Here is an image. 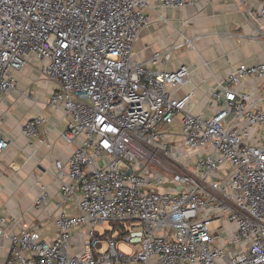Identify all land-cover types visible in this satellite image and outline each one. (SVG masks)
Masks as SVG:
<instances>
[{"label":"built area","instance_id":"built-area-1","mask_svg":"<svg viewBox=\"0 0 264 264\" xmlns=\"http://www.w3.org/2000/svg\"><path fill=\"white\" fill-rule=\"evenodd\" d=\"M197 1L0 0V97L34 65L51 84L48 105L67 119L61 138L76 144L54 161L55 238L18 221L5 264H264V63L239 64L205 118L191 91L168 90L188 69L154 67L170 51L133 58L152 12ZM246 80L258 92L240 88ZM43 121H26L23 135L35 139ZM11 143L0 130V153ZM48 196L42 189L34 206ZM7 222L0 215V236ZM105 222L111 235L95 229Z\"/></svg>","mask_w":264,"mask_h":264},{"label":"crops","instance_id":"crops-1","mask_svg":"<svg viewBox=\"0 0 264 264\" xmlns=\"http://www.w3.org/2000/svg\"><path fill=\"white\" fill-rule=\"evenodd\" d=\"M259 8L257 0H199L184 7L161 8L152 12L149 24L140 31L133 58L149 64L155 52L170 51L169 61L154 67L174 72L185 66L187 82L168 90L176 97L191 91L192 112L208 118L213 109L211 92L225 84L239 64L264 63V17H254ZM14 77L15 88L0 97V130L12 142L0 153V215L8 219L0 236V264H5L11 246L9 236L22 228L18 221L35 227L46 241L55 238L53 216L61 195L52 174L54 161L66 162L76 146L61 138L67 119L48 105L51 84L37 68L28 64ZM239 87L254 93L259 88L252 80ZM36 117L44 119L39 134L27 139L23 125ZM42 189L49 194L48 202L36 208L34 200Z\"/></svg>","mask_w":264,"mask_h":264},{"label":"rangeland","instance_id":"rangeland-1","mask_svg":"<svg viewBox=\"0 0 264 264\" xmlns=\"http://www.w3.org/2000/svg\"><path fill=\"white\" fill-rule=\"evenodd\" d=\"M260 136H261V137L264 136V131H261ZM186 152H187V153H185L186 155H184V157H188V158H190L191 156H193V151H192V150L187 149ZM184 157H182V158L180 159V161H182ZM155 169L158 170V171L161 172V173H165V171L162 170L161 168H157V167H155ZM95 229H96L99 233H103L104 231H107V232L105 233L106 236H107V235H111V234L113 233V231H114V230L109 226V224H108L107 222L103 223L102 225H98V226H96ZM115 230H117V228H116ZM121 250H122L123 252H125V253H129V251H130V250H129L127 247H125V246H121Z\"/></svg>","mask_w":264,"mask_h":264}]
</instances>
